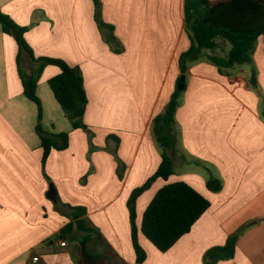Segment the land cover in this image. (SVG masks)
Returning <instances> with one entry per match:
<instances>
[{
  "label": "crops",
  "instance_id": "1",
  "mask_svg": "<svg viewBox=\"0 0 264 264\" xmlns=\"http://www.w3.org/2000/svg\"><path fill=\"white\" fill-rule=\"evenodd\" d=\"M184 1L101 0V19L111 31L98 25L93 0H0V10L28 28L25 39L36 57L81 69L83 122L95 147L89 154V132L72 128L53 95L49 80L58 67L46 66L37 83L41 112L24 95L17 43L0 24V264H137L127 200L161 162L152 121L170 99L181 76L179 55L190 46ZM219 1L225 0H210ZM217 43L214 51L226 54L229 44ZM210 53L203 50L185 73L175 113L174 174L158 178L137 199L135 223L140 229L149 202L169 183L189 184L211 205L165 253L139 232L147 255L142 264H203L208 248L264 217V40L258 39L252 57L257 89L249 85L250 66L223 74L207 59ZM21 64L33 66L27 53ZM62 132L68 133L67 148L52 150L43 166L39 134ZM109 135L119 139L122 179ZM211 175L222 181L217 193L206 187ZM50 185L55 201L47 195ZM69 207H84L102 238L81 242L86 233L76 226V240L61 237ZM218 264H264V221L239 236L233 259Z\"/></svg>",
  "mask_w": 264,
  "mask_h": 264
},
{
  "label": "trees",
  "instance_id": "2",
  "mask_svg": "<svg viewBox=\"0 0 264 264\" xmlns=\"http://www.w3.org/2000/svg\"><path fill=\"white\" fill-rule=\"evenodd\" d=\"M95 19L100 27H108L101 19V0H93ZM185 31L190 40L189 48L179 55L180 75H185L191 62L201 56L203 50L207 59L213 63L220 73L236 66H250L249 85L258 88L257 73L252 65V57L259 38L264 40V0H225L212 4L210 0H185ZM0 24L3 31L11 35L17 43L18 54L16 57L17 68L23 86L24 95L38 106L40 101L36 96L37 83L48 66H56L60 72L49 80L53 95L70 120L73 129H82L89 132V154L95 150L92 145V136L89 128L83 122V115L87 105V95L81 69L71 67L64 60L51 57H36L25 39L28 28L18 25L10 16L0 10ZM114 36L112 35V39ZM217 40H223L230 46L224 55L217 54L214 50L218 46ZM114 51H120L114 48ZM27 53L33 66L25 70L21 64V56ZM183 90H178L177 85L162 112L157 114L152 121L153 137L161 152V162L157 170L140 186L134 188L127 200L129 221L131 226V242L135 252V262L142 264L146 260V252L140 245L138 233L143 236L160 252L170 250L175 243L185 234L190 232L196 221L209 209L210 201L192 188L189 184L178 181L161 187L146 207L141 221L140 229L137 228L136 201L158 179L168 180L174 174V159L179 153L178 133L175 123V113L180 106ZM40 146L42 148V165L52 150H63L68 146V133L58 134L40 133ZM114 140L115 145L111 153L115 156L119 179L123 178L125 165L119 160L117 149L119 139L109 135L106 142ZM107 148V147H106ZM194 163L199 164L194 161ZM209 191L217 193L222 189L220 178L210 176L206 180ZM71 210L67 217L70 219L61 230V237L76 240L72 235L76 226L86 235L81 242L100 240L101 234L91 227L85 218L84 207H69ZM261 222V219L252 220L240 225L230 233L223 245L208 248L203 256V264H218L234 258L236 243L239 236L251 224Z\"/></svg>",
  "mask_w": 264,
  "mask_h": 264
},
{
  "label": "water",
  "instance_id": "3",
  "mask_svg": "<svg viewBox=\"0 0 264 264\" xmlns=\"http://www.w3.org/2000/svg\"><path fill=\"white\" fill-rule=\"evenodd\" d=\"M185 86V75H181L177 81V89L183 90ZM48 197L55 201V189L53 185L49 186V191L47 193Z\"/></svg>",
  "mask_w": 264,
  "mask_h": 264
},
{
  "label": "built area",
  "instance_id": "4",
  "mask_svg": "<svg viewBox=\"0 0 264 264\" xmlns=\"http://www.w3.org/2000/svg\"><path fill=\"white\" fill-rule=\"evenodd\" d=\"M59 245L61 247H64V246H66V242L64 240H61L60 243H59ZM33 262H36V260H34Z\"/></svg>",
  "mask_w": 264,
  "mask_h": 264
},
{
  "label": "rangeland",
  "instance_id": "5",
  "mask_svg": "<svg viewBox=\"0 0 264 264\" xmlns=\"http://www.w3.org/2000/svg\"><path fill=\"white\" fill-rule=\"evenodd\" d=\"M176 85H177V84H176ZM262 107H263V105H262ZM263 109H264V107H263ZM252 220L255 221L256 219H252ZM252 220H249V221L251 222ZM249 221H248V222H249ZM261 221H264V217L261 218ZM245 223H246V222H245ZM253 225H255V224H251V226H253ZM251 226H250V227H251ZM250 227H249V228H250ZM233 232H234V231H233Z\"/></svg>",
  "mask_w": 264,
  "mask_h": 264
}]
</instances>
